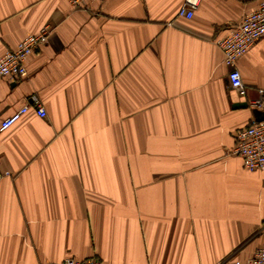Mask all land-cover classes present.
Returning a JSON list of instances; mask_svg holds the SVG:
<instances>
[{"label": "crops", "instance_id": "obj_1", "mask_svg": "<svg viewBox=\"0 0 264 264\" xmlns=\"http://www.w3.org/2000/svg\"><path fill=\"white\" fill-rule=\"evenodd\" d=\"M260 0H0V56L43 27L27 77L0 78V264H220L264 246V170L232 154L260 111L264 37L228 86L215 44ZM45 111L36 115L31 103Z\"/></svg>", "mask_w": 264, "mask_h": 264}, {"label": "built area", "instance_id": "obj_2", "mask_svg": "<svg viewBox=\"0 0 264 264\" xmlns=\"http://www.w3.org/2000/svg\"><path fill=\"white\" fill-rule=\"evenodd\" d=\"M92 0H68L74 8L85 7ZM198 0H184L178 10V16L190 18L197 6ZM50 31L43 27L36 34H30L20 40L14 49L6 51L0 56V78L10 83L27 77L26 61L37 49L45 45L49 39ZM264 37V0H260L256 7L244 13L240 21L223 38L216 40L215 44L222 53L223 64L228 68L227 80L230 89L234 90L240 98L246 96V88L236 68L237 61L244 56L249 48ZM246 105L253 110L264 112V90L258 89L256 96L246 101ZM36 115L44 117L45 111L38 100L31 103ZM29 105L24 104L17 111L0 122V131L10 128L27 112ZM232 154L239 157L245 169L251 171L264 170V119L256 120L236 131L234 134V147ZM0 173V180L2 179ZM43 264H103L97 258L77 260L65 258L59 262H46ZM220 264H264V246L257 249L252 257L245 261L233 260Z\"/></svg>", "mask_w": 264, "mask_h": 264}, {"label": "water", "instance_id": "obj_3", "mask_svg": "<svg viewBox=\"0 0 264 264\" xmlns=\"http://www.w3.org/2000/svg\"><path fill=\"white\" fill-rule=\"evenodd\" d=\"M239 106H243L245 107L246 106V102L242 103L241 105ZM256 120H262L264 119V112H260L256 117H255Z\"/></svg>", "mask_w": 264, "mask_h": 264}]
</instances>
